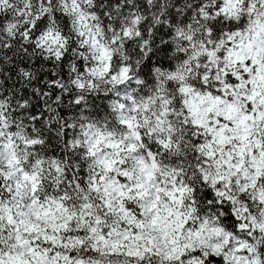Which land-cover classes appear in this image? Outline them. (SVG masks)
<instances>
[{
  "label": "snow or ice",
  "instance_id": "6c2138e0",
  "mask_svg": "<svg viewBox=\"0 0 264 264\" xmlns=\"http://www.w3.org/2000/svg\"><path fill=\"white\" fill-rule=\"evenodd\" d=\"M0 264H264V0H0Z\"/></svg>",
  "mask_w": 264,
  "mask_h": 264
}]
</instances>
